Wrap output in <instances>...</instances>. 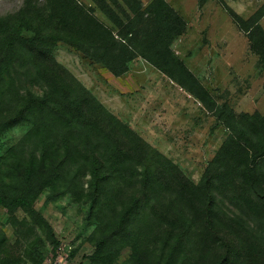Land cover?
I'll return each mask as SVG.
<instances>
[{"label":"trees","instance_id":"trees-1","mask_svg":"<svg viewBox=\"0 0 264 264\" xmlns=\"http://www.w3.org/2000/svg\"><path fill=\"white\" fill-rule=\"evenodd\" d=\"M112 1L121 15L106 2L100 8L114 28L75 2H54L58 31L35 9L0 16V135L28 125L0 155V206L14 220L15 210L24 208L55 251L59 240L35 209L37 197L48 189L49 200L70 194L89 203V216L96 221L89 264H117L124 255L126 264H252L251 255L241 257L220 234L217 182L239 179L251 192L247 209L264 212V117L258 112L236 115L174 53L171 43L185 32L186 20L169 2L149 0L143 7L139 0H125L130 15L118 0ZM221 3L248 33L257 64L264 68L261 13L243 20ZM59 40L115 76L141 56L216 116L227 136L196 185L159 153L156 166L141 164L148 150L118 140L134 132L57 67L51 53ZM6 242L0 229V264H17L1 256Z\"/></svg>","mask_w":264,"mask_h":264},{"label":"rangeland","instance_id":"rangeland-1","mask_svg":"<svg viewBox=\"0 0 264 264\" xmlns=\"http://www.w3.org/2000/svg\"><path fill=\"white\" fill-rule=\"evenodd\" d=\"M139 1L143 7L149 2ZM166 1L186 20L185 32L171 43L174 53L219 102L228 101L236 115L258 112L264 117V68L257 64L259 55L250 48L248 33L234 22L221 0ZM223 1L243 20L261 13L258 23L264 28V0ZM54 2H75L111 28L100 4L106 2L121 15L112 0H0V16L35 9L37 17L41 14L40 19L58 31ZM118 2L131 15L126 1ZM51 57L61 71L76 78L134 132L130 138L118 136V140L129 148L148 150L139 160L141 164L156 166L159 153L178 166L183 179L193 185L199 182L228 130L198 99L141 56L132 59L119 76L62 40L57 41ZM27 127L18 124L0 135V155ZM217 184L220 234L236 246L241 257L251 255L252 264H264V212L247 209L251 192L239 179L228 177ZM49 193L44 190L34 207L52 226L59 240L57 249L54 251L44 229L28 219L24 208L15 210L14 220L0 206V229L7 238L1 256L17 264H89L94 251L90 235L96 227L89 216L90 204L70 194L49 200ZM124 258L116 263L126 264Z\"/></svg>","mask_w":264,"mask_h":264}]
</instances>
